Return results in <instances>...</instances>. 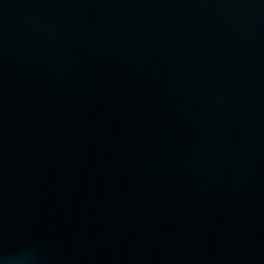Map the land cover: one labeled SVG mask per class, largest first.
I'll list each match as a JSON object with an SVG mask.
<instances>
[{"label":"water","instance_id":"1","mask_svg":"<svg viewBox=\"0 0 264 264\" xmlns=\"http://www.w3.org/2000/svg\"><path fill=\"white\" fill-rule=\"evenodd\" d=\"M0 264H264V0H0Z\"/></svg>","mask_w":264,"mask_h":264}]
</instances>
